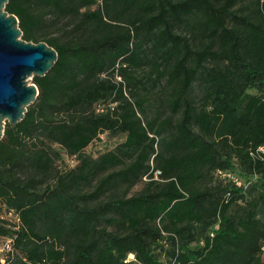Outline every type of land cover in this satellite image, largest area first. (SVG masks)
I'll return each instance as SVG.
<instances>
[{"label": "trees", "instance_id": "1", "mask_svg": "<svg viewBox=\"0 0 264 264\" xmlns=\"http://www.w3.org/2000/svg\"><path fill=\"white\" fill-rule=\"evenodd\" d=\"M5 10L23 39L57 52L0 138L5 264H264V0ZM105 131L124 140L85 154ZM55 144L73 166L57 165Z\"/></svg>", "mask_w": 264, "mask_h": 264}, {"label": "water", "instance_id": "2", "mask_svg": "<svg viewBox=\"0 0 264 264\" xmlns=\"http://www.w3.org/2000/svg\"><path fill=\"white\" fill-rule=\"evenodd\" d=\"M0 0V138L7 121L14 125L24 117L37 94L29 76H43L57 60L56 50L46 42L21 37L18 18Z\"/></svg>", "mask_w": 264, "mask_h": 264}, {"label": "rangeland", "instance_id": "3", "mask_svg": "<svg viewBox=\"0 0 264 264\" xmlns=\"http://www.w3.org/2000/svg\"><path fill=\"white\" fill-rule=\"evenodd\" d=\"M57 34H58V31L55 29L52 32L48 33L49 36H56ZM40 41L44 42L43 39ZM28 79H29L28 80L29 82H32V76H29ZM192 92H193L192 94L195 95L196 97H198L201 94V90L197 83L193 84ZM124 137L125 135L119 132L118 133H112L108 131L101 132L97 138L92 140V142H90L86 146V148L84 149V153L90 155L91 157H96L105 151L113 149L117 144H119L120 142L124 140ZM54 147L59 151V154H60V158H59L60 160L57 161V165H60L61 169H63V167H71L74 165L75 161H73V159L70 156L66 155L64 149H62L59 145H56V144L54 145ZM225 176H227V174L225 173L221 174V177H225ZM146 179L147 178H142V181L132 186V188L129 189L128 194L135 193L139 189H141L143 182ZM255 196H256V193L252 192L249 195V198L255 197ZM257 213L259 217L264 219V206L262 205L258 206ZM5 214L12 222L16 220V217L13 214H9V213H5ZM192 246H195V244H192ZM262 259L264 261V245H263V251H262Z\"/></svg>", "mask_w": 264, "mask_h": 264}, {"label": "built area", "instance_id": "4", "mask_svg": "<svg viewBox=\"0 0 264 264\" xmlns=\"http://www.w3.org/2000/svg\"><path fill=\"white\" fill-rule=\"evenodd\" d=\"M258 149L259 150H263L264 148L263 147H259ZM158 173H159V171H156L155 172V176H157ZM236 182L238 184L240 183L238 181H236ZM9 214H11V213H9ZM12 252H13V247H12V240H11V238L0 236V262L2 264H5L6 255L8 253L9 254H12ZM133 258H134L133 254L130 253L127 256V258L125 259V262H128V261L132 260Z\"/></svg>", "mask_w": 264, "mask_h": 264}]
</instances>
